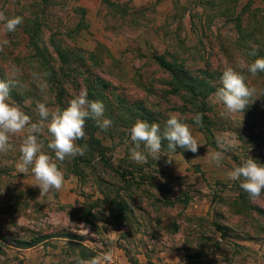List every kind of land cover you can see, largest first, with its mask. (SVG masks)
<instances>
[{"label": "rangeland", "instance_id": "rangeland-1", "mask_svg": "<svg viewBox=\"0 0 264 264\" xmlns=\"http://www.w3.org/2000/svg\"><path fill=\"white\" fill-rule=\"evenodd\" d=\"M16 1L26 12L23 23L15 32L0 23V41H8L0 51V80L19 69L9 102L38 122V103L63 110L86 88L89 100L103 102L112 126L101 131L94 120H86V137L77 141L87 144L86 153L58 162L65 183L44 194L31 170L18 171L26 133L12 138L14 150L0 153V264L90 260L116 247L106 237L111 228L125 229L118 244L134 260L140 252L151 260L185 248L186 264H264V193L253 201L240 181L227 176L248 156L264 165V72L252 77L238 67L240 60L264 58V0H178L175 13L166 18L153 11L134 16L119 11L105 32L95 26L94 34L76 30L78 18L66 1L59 12V5L46 4L42 17L39 0ZM9 6V0H0L5 14L12 12ZM26 31L36 34L38 47ZM54 41L68 63L56 53ZM253 46L256 55H247ZM226 67L241 72L256 89L257 99L242 114L227 113L214 96ZM59 84L66 93L63 106ZM170 113L190 125L198 152L177 148L173 153L162 139L158 160L134 162L130 129L135 122L157 123L163 132ZM197 113L203 126L195 123ZM232 133L239 143L217 166L212 153L223 151L218 141L231 139ZM42 139L44 151L54 156L46 147L48 137ZM118 204L132 210L124 213V221L118 220ZM68 233L83 241L50 239L29 251L20 245ZM250 237L261 248L248 246Z\"/></svg>", "mask_w": 264, "mask_h": 264}, {"label": "clouds", "instance_id": "clouds-1", "mask_svg": "<svg viewBox=\"0 0 264 264\" xmlns=\"http://www.w3.org/2000/svg\"><path fill=\"white\" fill-rule=\"evenodd\" d=\"M0 23L3 24L6 32H15L23 23V17H9L3 10H0ZM7 44V40L0 41V51ZM246 54L255 56V46ZM238 67L246 68L251 76L255 77L259 72H264V58L255 59L251 63L240 60ZM18 72L19 69L14 68L9 79L0 80V153L6 154L14 150L12 138L17 134L26 133L19 149L18 171L28 173L31 170L38 181L36 186L39 187L41 194L52 190L59 191L65 183V175L58 167V162L62 163L78 155L83 156L87 151V144L82 146L77 144V141L86 137V120H94L101 131H107L112 126V121L104 118L105 105L103 102L89 100L85 88L81 89L80 93L71 99L63 110L53 111L45 103H38L37 110L40 119L38 122H33L19 106L9 102L10 92L16 87ZM221 84L222 86L217 89L214 96L229 114H242L249 104L257 99L254 98L256 89L249 87L245 76L232 67H226L223 71ZM194 120L198 126H203L202 114L197 113ZM44 136L48 137L46 147L54 153V156L44 151L45 140L42 139ZM231 137L225 141H218V146L222 147L223 151L212 153V160L217 166H221L224 152L239 143L235 133H232ZM130 139L134 144L130 150V158L141 164L146 163L150 156L156 160L160 158L162 139L167 140V149L173 153H176L179 148L195 154L200 146L190 125L181 120L179 113L169 114L163 132L157 123L150 124L144 120H137L130 129ZM251 147L249 145V151ZM227 176L232 181H240V188L253 201L260 199L264 193V165L249 156L241 165L230 170ZM80 226L83 227L85 234H89L88 228L82 224ZM112 259L111 252H103L90 260L79 259L77 264H110Z\"/></svg>", "mask_w": 264, "mask_h": 264}, {"label": "crops", "instance_id": "crops-1", "mask_svg": "<svg viewBox=\"0 0 264 264\" xmlns=\"http://www.w3.org/2000/svg\"><path fill=\"white\" fill-rule=\"evenodd\" d=\"M42 2L41 8H38L40 11V17L43 16V12L46 10V4L52 3L54 6L59 5L57 7L59 12L61 7V2L66 1L70 4V10L72 16L77 17V26L76 30L81 33H95V29L93 27H99L103 32H105L106 27L110 24L114 23V15L119 11H123L124 13H128L129 16H134L137 14H145L153 11L158 14L159 17L166 18L168 15L175 13L178 0H39ZM43 2H45L43 4ZM10 6L8 9L12 10V12L8 11L9 17L14 16H22L25 15L24 7L18 6V2L16 0H9ZM19 12V13H18ZM110 21V22H108ZM28 36V35H27ZM29 37V36H28ZM101 195V194H100ZM127 228V227H126ZM125 232V229L118 230L111 228L107 231L106 237L109 238L111 244L114 247L112 249V264H133L130 262L128 255L126 254L124 248L120 247L118 241L120 240L121 234ZM246 243L248 246L255 245L261 248V245L257 242ZM108 244L109 241H106ZM103 245V244H102ZM35 247H32L33 249ZM30 249V250H31ZM29 251V249H28ZM149 252V251H148ZM187 250L185 248L175 249V250H167L164 251L161 256L157 258H153L150 260L148 255L145 253H138L136 255L137 263L136 264H186Z\"/></svg>", "mask_w": 264, "mask_h": 264}, {"label": "trees", "instance_id": "trees-1", "mask_svg": "<svg viewBox=\"0 0 264 264\" xmlns=\"http://www.w3.org/2000/svg\"><path fill=\"white\" fill-rule=\"evenodd\" d=\"M26 34L29 36L31 42L36 45V47H38V39H36V34L33 33L32 31H26ZM54 48L56 49V53L58 54V56L65 62V63H68L69 61V57L65 54L64 51H62V48L61 47H58L56 44H55V41H54ZM161 64L164 68L166 69H169V66L167 63H165L164 61H161ZM181 85L186 88L189 92L191 93H195L196 92V87L192 86V85H187V84H184V83H181ZM60 86V84H59ZM212 92H214V89H211ZM66 96V93H65V90L60 86V94H58V103L60 104V106H63V99L64 97ZM206 132H208V134L212 137V139L214 138L213 137V134L211 132L210 129H207L206 128ZM91 150L93 152H96L98 153V156L101 157V153L98 151V149H95V148H91ZM245 193V196L248 197V194L244 191ZM175 203L177 202H170V204L172 206L175 205ZM188 203V202H187ZM128 208V209H127ZM130 207L129 206H123V205H120L118 204L117 206V211L119 212L118 214V220L119 221H124L125 220V215L124 213L128 210L132 213V210L129 209ZM257 211L259 213H261L262 211L260 209H257ZM264 213V212H262ZM175 230H179L178 227L175 228ZM261 232L264 233V227L261 228ZM50 239H66V240H70V241H79V242H82L83 240L82 239H78L77 237H75L73 234L71 233H68L67 235H54V236H51V235H45V236H42V237H39L38 239H33L31 242H24V243H20V245H22L23 247H25L24 249H28V248H32V247H35L36 245L40 244V243H44ZM250 240H255V237H250L249 238ZM2 241L5 242L4 239H2ZM1 249V248H0ZM126 254L128 255V258L130 260V262H132L133 264H136V260H134L131 255H130V252L128 251V249H124Z\"/></svg>", "mask_w": 264, "mask_h": 264}]
</instances>
